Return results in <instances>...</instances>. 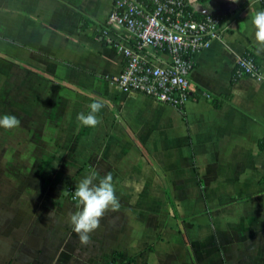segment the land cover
<instances>
[{"label": "crops", "instance_id": "1", "mask_svg": "<svg viewBox=\"0 0 264 264\" xmlns=\"http://www.w3.org/2000/svg\"><path fill=\"white\" fill-rule=\"evenodd\" d=\"M262 1L189 0L223 32L178 110L112 85L124 58L108 40L132 45L106 31L114 0H0V116L21 120L0 128V264H264ZM246 54L261 81L236 77ZM94 102L101 123L84 127ZM92 172L112 174L120 208L85 246L68 217Z\"/></svg>", "mask_w": 264, "mask_h": 264}, {"label": "built area", "instance_id": "2", "mask_svg": "<svg viewBox=\"0 0 264 264\" xmlns=\"http://www.w3.org/2000/svg\"><path fill=\"white\" fill-rule=\"evenodd\" d=\"M189 6V0H114L106 31L126 28L132 45L108 40L124 58V69L112 85L184 108L191 97L190 76L197 55L223 32L221 16L205 13L197 20ZM236 77L263 79L253 55L238 59Z\"/></svg>", "mask_w": 264, "mask_h": 264}, {"label": "clouds", "instance_id": "3", "mask_svg": "<svg viewBox=\"0 0 264 264\" xmlns=\"http://www.w3.org/2000/svg\"><path fill=\"white\" fill-rule=\"evenodd\" d=\"M251 23L255 29V40L258 44L264 45V10L255 12ZM102 108L101 103L94 102L89 105L90 110L87 114L77 115V120L84 127L95 128L101 123L98 113ZM20 125L21 120L15 115L0 116V128L12 130ZM73 199L78 201L77 210L69 213L68 222L80 243L87 246L91 242V234L100 228L105 214L108 211H118L120 208L112 174L108 173L99 179L95 172L84 176L75 185Z\"/></svg>", "mask_w": 264, "mask_h": 264}, {"label": "trees", "instance_id": "4", "mask_svg": "<svg viewBox=\"0 0 264 264\" xmlns=\"http://www.w3.org/2000/svg\"><path fill=\"white\" fill-rule=\"evenodd\" d=\"M207 1H208V0H200L201 3H206ZM188 9H189V10H192L190 6H189ZM262 9L264 10V0L262 1ZM192 11H193V10H192ZM194 16H195V19H197V20L201 18V15H199V14H197V13H195ZM255 58H256V57H255ZM256 61H257L258 64H259V60H258L257 58H256ZM213 102H214L217 106L220 105V103H219L217 100H213ZM168 202H169L170 205L172 204V200H171V197H170L169 194H168Z\"/></svg>", "mask_w": 264, "mask_h": 264}, {"label": "rangeland", "instance_id": "5", "mask_svg": "<svg viewBox=\"0 0 264 264\" xmlns=\"http://www.w3.org/2000/svg\"><path fill=\"white\" fill-rule=\"evenodd\" d=\"M5 180H6V176L0 174V193L2 194L5 192Z\"/></svg>", "mask_w": 264, "mask_h": 264}]
</instances>
